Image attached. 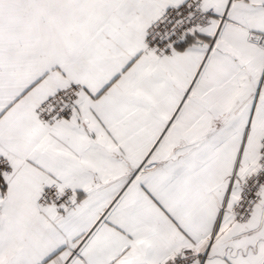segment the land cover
Wrapping results in <instances>:
<instances>
[{
  "label": "snow or ice",
  "instance_id": "obj_1",
  "mask_svg": "<svg viewBox=\"0 0 264 264\" xmlns=\"http://www.w3.org/2000/svg\"><path fill=\"white\" fill-rule=\"evenodd\" d=\"M0 264H264V0H0Z\"/></svg>",
  "mask_w": 264,
  "mask_h": 264
}]
</instances>
